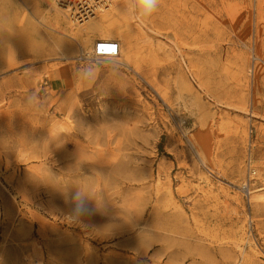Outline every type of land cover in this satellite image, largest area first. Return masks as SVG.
I'll list each match as a JSON object with an SVG mask.
<instances>
[{
    "label": "rangeland",
    "instance_id": "rangeland-1",
    "mask_svg": "<svg viewBox=\"0 0 264 264\" xmlns=\"http://www.w3.org/2000/svg\"><path fill=\"white\" fill-rule=\"evenodd\" d=\"M98 4L0 0V264H264V0Z\"/></svg>",
    "mask_w": 264,
    "mask_h": 264
},
{
    "label": "clouds",
    "instance_id": "clouds-1",
    "mask_svg": "<svg viewBox=\"0 0 264 264\" xmlns=\"http://www.w3.org/2000/svg\"><path fill=\"white\" fill-rule=\"evenodd\" d=\"M159 0H134V8L138 10L140 17H151L158 7ZM69 201L72 203L71 212L68 220L73 223H82L96 212L86 198V194L78 190L69 194Z\"/></svg>",
    "mask_w": 264,
    "mask_h": 264
},
{
    "label": "bare ground",
    "instance_id": "bare-ground-1",
    "mask_svg": "<svg viewBox=\"0 0 264 264\" xmlns=\"http://www.w3.org/2000/svg\"><path fill=\"white\" fill-rule=\"evenodd\" d=\"M65 4V7H60L64 10H60L64 15H67V12L69 13L70 18L73 21H77L82 23L83 21H86L89 17H91L94 13V10L97 8V6H100V4H98L100 2V0H63ZM93 1L95 2L93 4ZM105 1V0H104ZM91 4V5H90ZM97 4V5H95ZM104 4V2H103ZM84 7V8H82ZM70 9H72V11H70ZM74 11V13H73ZM90 15V16H89ZM71 20V21H72ZM98 37V36H97ZM95 39V38H94ZM93 39V46H95V44L98 42L96 40ZM99 39V38H98ZM101 39H105V40H109V37L107 36H101ZM93 49V47H92ZM116 55H104V56H100L102 58H110Z\"/></svg>",
    "mask_w": 264,
    "mask_h": 264
},
{
    "label": "built area",
    "instance_id": "built-area-1",
    "mask_svg": "<svg viewBox=\"0 0 264 264\" xmlns=\"http://www.w3.org/2000/svg\"><path fill=\"white\" fill-rule=\"evenodd\" d=\"M55 2L59 6L64 3L63 0H55ZM61 7H65V4L61 5ZM92 52L97 57L104 56L107 54L117 55L119 52V45L114 40L99 39L95 46H93ZM249 170H251L252 172L254 171L253 168H249Z\"/></svg>",
    "mask_w": 264,
    "mask_h": 264
}]
</instances>
